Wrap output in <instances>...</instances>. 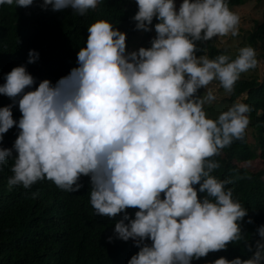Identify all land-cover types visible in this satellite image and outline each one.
<instances>
[{"label": "clouds", "instance_id": "1", "mask_svg": "<svg viewBox=\"0 0 264 264\" xmlns=\"http://www.w3.org/2000/svg\"><path fill=\"white\" fill-rule=\"evenodd\" d=\"M98 2L42 0L39 6L83 15ZM0 4L29 6L32 0ZM135 5L134 28L154 32L149 46L126 51L125 33L97 19L87 26L76 65L55 82L43 78L33 89L23 64L3 74L0 94L10 102L0 106V134L13 125L18 130L11 148L0 147V163L12 161L6 183L27 189L50 180L75 192L87 175L94 213L121 214L106 239L131 238L138 246L126 264H190L233 242H243L250 256L205 264H264V223L248 244L240 225L247 209L232 198L227 178L212 175L219 163L210 159L243 139L250 106L238 98L215 118L203 107L218 99L210 83L230 94L239 75L256 66V52L244 45L232 58L196 54L202 53L196 41L235 36L239 16L227 0ZM36 59L28 49L27 63ZM13 104L20 113L15 120ZM126 208L135 209L131 218Z\"/></svg>", "mask_w": 264, "mask_h": 264}, {"label": "trees", "instance_id": "2", "mask_svg": "<svg viewBox=\"0 0 264 264\" xmlns=\"http://www.w3.org/2000/svg\"><path fill=\"white\" fill-rule=\"evenodd\" d=\"M41 2L32 0L29 6L0 4V83L4 73L20 64L33 76V89L43 78L55 82L76 65L75 54L84 45L87 26L97 19L111 23L123 31L125 37L141 31L134 28L135 21L131 19L136 11L135 0H99L95 8L83 15L67 7L55 11L41 8ZM241 2L243 0H227V5ZM155 22L153 18L152 23ZM247 40L259 49L264 61V18ZM28 49L38 53L33 63H27ZM221 52L230 58L236 55L228 47L205 46L209 58ZM239 96H244L241 102L250 106L247 117L255 149L247 141L245 129L243 139L233 140L210 159L219 163L212 175L227 178L230 183L225 187L231 188L232 198L247 209L240 225L242 235L252 244L258 239L257 226L264 223V84L255 73H243L235 81L228 100L232 103ZM9 102L8 97L0 94V106ZM11 115L14 120L20 115L15 104ZM17 131L13 125L0 134V147L11 148ZM256 157L262 161L256 171L241 164ZM11 163L8 158L0 163V264H126L130 255L138 250L131 238L127 241L114 236L111 241L106 239L112 235V225L121 214L108 217L94 213L89 203L87 175L79 177L81 187L75 192L59 189L50 180H39L27 189L19 185L9 188L6 181L11 175ZM125 211L131 218L135 209ZM249 217L251 223L246 222ZM250 254L243 242H233L190 264H205L220 256L245 259Z\"/></svg>", "mask_w": 264, "mask_h": 264}, {"label": "rangeland", "instance_id": "3", "mask_svg": "<svg viewBox=\"0 0 264 264\" xmlns=\"http://www.w3.org/2000/svg\"><path fill=\"white\" fill-rule=\"evenodd\" d=\"M174 4L178 5L179 0H174ZM229 9L235 12L239 16V24L237 26L238 31L235 36H223V37H216L214 36L208 41H196L198 48L202 49V53L199 51L196 53L205 54V46L212 44L217 48H226L230 49L232 54H237V51L240 47L244 45H251L247 40V36L249 33L254 29V27L262 21L264 18V0H243V2L234 5H228ZM154 35L152 30L144 31L141 30L131 36L125 37V45L126 51L128 50H135L139 46L147 47L149 46L150 37ZM253 49L256 52V60L257 64L255 67L248 69L244 74L247 73H255L259 81L263 82L264 84V61L260 56L259 49ZM241 73L239 77L243 74ZM216 87V95L218 97L217 100L213 101L210 104L204 105V111L208 117H215L220 111L225 110L228 106L231 105V102L228 100V94H224L223 89L218 87V82L213 80L209 87ZM203 89H198L197 94L203 95ZM244 95V94H243ZM244 97V96H243ZM239 96L238 98L241 100L243 98ZM236 98V99H238ZM247 130V141L250 142V146L252 149H255L253 145L254 137L252 134V129L250 128L249 124L246 127ZM258 150L256 149V153ZM225 155V154H224ZM245 168H249V170H257L259 167L262 166V161L256 157L255 159L241 163ZM145 243H150L147 241V238L144 241Z\"/></svg>", "mask_w": 264, "mask_h": 264}]
</instances>
